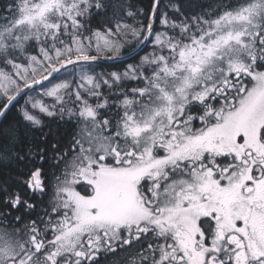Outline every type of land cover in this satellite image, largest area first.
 <instances>
[{"label": "rangeland", "instance_id": "1", "mask_svg": "<svg viewBox=\"0 0 264 264\" xmlns=\"http://www.w3.org/2000/svg\"><path fill=\"white\" fill-rule=\"evenodd\" d=\"M83 3L36 0L23 5L0 26V48L14 40L15 46L31 44L36 51L26 55L27 64L10 62L7 70L0 71V99H8L21 85L62 60L114 56L122 50L108 33L96 34L92 45L86 44L89 39L82 42L75 34L66 35L77 28L74 16ZM263 6L264 0H249L224 13L215 20L208 36L192 47L173 50L162 34H155L151 40L152 33L149 45L155 47L148 51L150 57L143 55L139 63L129 64L122 73L104 74L78 64L30 90L19 106L27 120L37 123L39 113L73 110L85 118L78 147L80 159L75 161L72 181L87 183L92 196L84 199L70 181L62 183L64 205L70 213L64 212L55 221L49 238L34 233L20 241L19 234L0 226V264H79L86 261L83 254L104 252L117 243H127L135 232L141 234L146 191L155 200L149 210L171 216L162 209L177 205L178 194L182 201L185 190L192 189L191 196L197 197L218 185L229 186L243 173L241 150H250L252 128L260 119L264 122V57L260 56L257 64L259 49L254 45L263 30ZM163 49L169 51L166 56L161 53ZM169 56L174 59L167 61ZM143 68L150 72L145 74ZM121 76H149L141 93L150 103L134 108L128 99L123 101L129 103L121 104L115 140L113 133L101 126L93 102L103 103L101 84L110 86ZM231 88L232 98L220 96ZM211 96L216 100L207 105L203 116L191 113V120L199 121L191 127L187 105H197ZM212 135L214 147L209 150ZM258 168L264 173V160ZM29 182L33 190L41 189L38 171ZM178 222L189 224L187 217ZM150 226L157 228L155 223ZM101 234L109 238L98 236ZM157 235L169 244L163 248L166 253L173 252L174 247L181 250L195 245V234ZM42 247L46 251H40Z\"/></svg>", "mask_w": 264, "mask_h": 264}, {"label": "trees", "instance_id": "2", "mask_svg": "<svg viewBox=\"0 0 264 264\" xmlns=\"http://www.w3.org/2000/svg\"><path fill=\"white\" fill-rule=\"evenodd\" d=\"M34 1L36 0H0V26L10 21L23 5ZM83 1V7H80L74 16L77 28L74 32L68 31L66 35L75 34L82 42L89 39L86 44L92 45L90 43L96 34L108 33L117 41L116 44L122 46L119 53L133 48L142 39L153 0ZM248 1L160 0L151 40L155 34H162L165 44H171L173 50L192 47L201 38L208 36L216 19ZM263 9L264 6L260 7V14L261 11L264 14ZM57 45L60 47L62 43ZM254 45L259 49H256L259 64V57H264V23ZM154 47L148 44L137 56L125 61L75 63L58 72L52 79L65 69L78 64L87 65L92 71L104 74L114 71L122 73L129 64L139 63L143 55L150 57L151 53L148 51ZM168 52L166 49L161 50L164 56ZM33 53L36 51L31 44L22 47L15 46L14 40L10 41L9 46L0 48V71L7 70L10 62L27 64L26 55ZM167 59L172 61L174 58L169 56ZM147 70L148 68H143L145 74L150 72ZM135 73L139 75L138 72ZM145 77L147 78L121 76L120 80L110 86L101 84L99 91L103 103L98 105L93 102V108L101 126L109 134L113 133L115 140L118 139L114 129L120 120L121 104L129 103L123 101L128 99L131 104L136 105L134 108L150 103L141 93L150 78ZM233 94L234 90L231 88L220 96H226L227 100L232 98ZM24 96L16 100L0 120V226L8 232L19 234L20 241L25 240L28 234L34 233L39 237L42 235L49 238L55 221L64 212L70 213L64 205L62 183L70 181L69 185L75 186L84 199L92 196L90 190L85 187L88 186L87 183L72 181L75 179V176L72 177L75 161L80 159L78 147L85 118L77 110L69 113H39V122L33 123L24 118L20 110ZM213 98L211 96L197 105H187L189 114L186 112V115H203L207 105L216 100ZM6 100L0 99V109ZM135 111L137 110H132ZM197 124L198 121L193 119L192 125ZM36 171L40 178L39 190H33L29 182ZM142 243L141 238L131 243H117L104 252H97L94 260L79 264H141L145 255ZM40 251L46 249L42 248Z\"/></svg>", "mask_w": 264, "mask_h": 264}, {"label": "flooded vegetation", "instance_id": "3", "mask_svg": "<svg viewBox=\"0 0 264 264\" xmlns=\"http://www.w3.org/2000/svg\"><path fill=\"white\" fill-rule=\"evenodd\" d=\"M252 131L254 143L250 150H241L243 173H239L229 186L218 185L197 197L191 196L192 189L185 190L182 201L178 194L177 205L162 209V213L170 212L171 216L157 214L161 212L154 208L151 212L149 206L153 207L155 200L146 191L145 225L141 234L127 239V243L143 239L145 255L141 264H170L172 261L174 264L180 261L181 264H264V173L258 168L264 160V122L260 119ZM213 137L208 141L209 150L214 147ZM142 191L145 192V188ZM186 217L189 224L178 222ZM151 223L157 224L156 230ZM166 233L195 234V245L163 252L169 244L161 242L157 234ZM215 243L218 245L212 246ZM97 252L83 254L82 258L86 259L83 262H90L88 257L94 260Z\"/></svg>", "mask_w": 264, "mask_h": 264}, {"label": "water", "instance_id": "4", "mask_svg": "<svg viewBox=\"0 0 264 264\" xmlns=\"http://www.w3.org/2000/svg\"><path fill=\"white\" fill-rule=\"evenodd\" d=\"M160 0H153L152 8L150 11V15L148 18L147 26L145 29L144 36L142 39L131 49L121 52L120 54L114 55V56H106V55H86V56H75L72 58H69L67 60H64L58 64H56L53 68H51L48 72H46L41 77L32 80L23 86H21L19 89H17L4 103L2 108L0 109V120L6 113V111L11 107V105L18 100L21 96H23L27 91H29L31 88L36 87L51 77H53L57 72L62 70L63 68L79 63V62H117V61H125L129 60L132 57L137 56L147 45L149 39L151 38L152 30H153V24L155 20L156 11L158 8Z\"/></svg>", "mask_w": 264, "mask_h": 264}]
</instances>
